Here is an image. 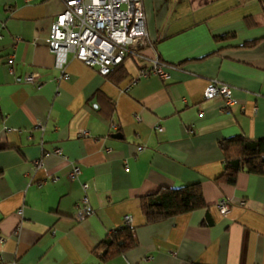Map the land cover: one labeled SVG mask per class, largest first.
<instances>
[{
  "label": "crops",
  "instance_id": "obj_1",
  "mask_svg": "<svg viewBox=\"0 0 264 264\" xmlns=\"http://www.w3.org/2000/svg\"><path fill=\"white\" fill-rule=\"evenodd\" d=\"M65 1L0 0V264H264V175L216 181L220 141L264 139V0H141L146 55L177 69L129 90L130 60L114 84L68 53L62 78L48 39ZM210 82L230 88L228 111L203 100ZM83 183L92 213L77 221ZM190 184L205 207L144 224L141 197ZM125 216L136 246L102 261Z\"/></svg>",
  "mask_w": 264,
  "mask_h": 264
},
{
  "label": "built area",
  "instance_id": "obj_2",
  "mask_svg": "<svg viewBox=\"0 0 264 264\" xmlns=\"http://www.w3.org/2000/svg\"><path fill=\"white\" fill-rule=\"evenodd\" d=\"M28 2L29 0H25ZM4 26H0V39ZM48 47L55 58V67L65 72L66 55L73 57L84 65L93 68L99 75L106 76L110 70L130 60L138 68L135 77L130 79L125 90L131 89L140 78L149 76L161 80L171 78V72L177 68L150 58L145 51L150 46L142 14L141 0H66L64 9L50 27ZM12 58V57H11ZM36 75L24 77L25 84L35 82ZM39 88V85H37ZM204 101L221 99L226 110L233 105L231 90L227 85L210 82L202 91ZM161 132V127H156ZM81 136L86 132H81ZM137 148V152L142 151ZM60 154V150H55ZM42 165L35 161V168ZM80 175V168L72 165L68 179L74 180ZM82 196L75 206V220L82 221L92 213L87 190L88 185H81ZM220 215H226L229 207L224 200L215 206ZM129 216L124 217V226H131ZM152 260L151 257L144 262Z\"/></svg>",
  "mask_w": 264,
  "mask_h": 264
},
{
  "label": "trees",
  "instance_id": "obj_3",
  "mask_svg": "<svg viewBox=\"0 0 264 264\" xmlns=\"http://www.w3.org/2000/svg\"><path fill=\"white\" fill-rule=\"evenodd\" d=\"M255 44L256 41L245 47L251 48ZM105 77L114 84H119L126 78L124 63L113 67ZM219 149L224 158V169L216 179L217 183L234 186L241 172L264 175V139L249 140L241 136L232 137L220 141ZM205 206L199 184L160 188L157 192L140 198V212L144 224L157 223ZM101 245L103 250L99 258L102 261L123 255L136 246L134 227H121L108 235Z\"/></svg>",
  "mask_w": 264,
  "mask_h": 264
}]
</instances>
